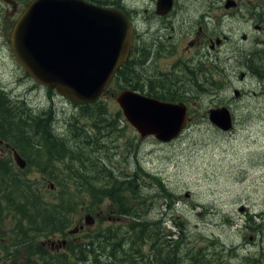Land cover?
<instances>
[{
    "label": "flooded vegetation",
    "instance_id": "af4514ba",
    "mask_svg": "<svg viewBox=\"0 0 264 264\" xmlns=\"http://www.w3.org/2000/svg\"><path fill=\"white\" fill-rule=\"evenodd\" d=\"M33 1L0 0V32L10 46L14 25ZM85 1L102 6L124 7L122 9L129 14L135 28L131 60L138 56L139 60L143 61L141 69L135 67L130 72L120 71L104 97L114 98L112 87L120 80L138 87L139 81L135 80L134 74H144L143 85L147 84L144 87L151 93L152 98L164 103L185 105L188 121L197 120L200 129L223 133L211 123L210 112L227 108L234 126L228 135H233L240 123L239 114L246 109L248 103L253 105L254 99L262 101L263 107L259 108L258 113L262 120L264 119V0H166L164 5H168L165 9L159 7L161 0H151L144 10L146 15L139 13L133 0L129 3L126 0ZM160 9L166 13H160ZM140 18L146 21L147 27L151 25V38L147 45L143 41ZM24 83V87L29 84L27 79ZM36 87L37 85L32 89ZM227 93L231 94L230 97ZM74 108L78 111L77 114H80L79 107ZM242 120L243 118L241 122ZM79 122V118L76 117V125L69 127L72 130L74 127L78 128L82 132L81 138L71 140L67 128L58 127V131L54 133L57 139L53 143L56 146L62 142L66 145L85 147L90 161L86 178L90 181H101L103 178L101 165L105 166L107 153L111 151L116 156L117 153L114 151L123 146L122 138L119 136L120 130L114 132L103 125L77 126ZM52 131L55 129L52 128ZM42 132V129L38 130L33 137V142L37 146L46 144L45 140L48 137H44ZM131 143L138 146L134 139ZM0 145L9 148L12 158L5 159V163L9 165L15 162L17 169L15 178L25 184L26 181L55 182L59 178L68 177L59 173L58 166L52 169L51 174L50 166L46 169L35 166L29 168L28 163L21 170L15 158V151L10 145L1 140ZM130 153L136 154L133 146ZM46 162L50 161L32 160L36 165ZM134 174L135 170L132 169L131 172L126 171L125 174L118 176L127 182L125 185L127 192L132 185L128 180H138ZM110 179L115 180L113 176ZM74 200L80 205L81 212L83 210L87 216L102 212L101 209L87 211L92 207L88 193L80 192L78 199ZM135 201L134 205H138ZM4 204L5 206L0 207V264H28L31 257L41 260L44 254L52 258L64 257L67 254L74 259L68 244L72 241L80 242L82 237L87 239L86 251L90 262L91 236L114 229L113 227L100 229L101 224L94 221L85 222V216L83 218L85 223L83 219L75 218L76 222L72 221L70 228L64 233L48 230L44 232L38 221L28 224L24 220L21 222L24 226H20L18 220L11 217L13 210L11 205L6 202ZM129 223L120 226L126 227ZM20 238H23L22 242Z\"/></svg>",
    "mask_w": 264,
    "mask_h": 264
},
{
    "label": "rangeland",
    "instance_id": "374dc122",
    "mask_svg": "<svg viewBox=\"0 0 264 264\" xmlns=\"http://www.w3.org/2000/svg\"><path fill=\"white\" fill-rule=\"evenodd\" d=\"M126 1L129 3L131 0ZM133 1L135 8H143L144 12L151 0ZM139 25L144 44L147 45L151 38V25L147 27L146 21L141 18ZM26 79L27 84L31 85L24 87ZM139 84H143V81ZM34 86L36 83L15 59L11 46L0 32V87L6 88L5 93L11 99L16 117L21 115L26 118H37L38 121L32 120L30 128L35 127L41 131L40 123L48 117L46 112L51 111L56 124V127H51L55 129L54 133L58 131V127H65L69 129L66 131L71 136V140L79 139L82 135L78 128L74 127L72 130L69 127L73 126L76 117L80 121L77 126H85L84 123L91 126L100 125L95 118L85 120L81 114H77L78 111L72 104L57 98L59 96L56 92L51 99L48 97L49 92L43 87L30 89ZM227 95L230 97L231 94L227 93ZM103 101L110 109L111 115L104 114L108 120L102 125L108 129L118 126L123 146H119L114 151L117 153L116 156L111 151L107 153L105 166L101 165L103 178L98 182H102L103 186V182L124 183L120 191L122 196L128 194L130 190L128 188L127 192L125 188L127 182L118 176L125 174L126 171L135 170L137 178L142 183L143 192L148 194L146 218L149 220L163 218L165 220L163 226L166 230L174 229L175 225L184 222L188 244L183 252L181 251L182 258L187 254H195L196 250L199 252L203 250L208 254L209 259L219 253V258L224 264H247L244 259L246 260L250 255L264 264V244L260 242L262 237L250 228L251 220L264 222V119L262 120L258 113L259 108L263 107L262 101L254 99L253 105L249 103L246 105V109L239 114L240 123L234 135L216 132L213 134L205 128L200 129L195 122L179 139L167 144L153 137L140 139L125 119L123 121L119 118L118 122L120 107L117 102L110 97H104ZM133 139L138 146L131 143ZM132 146L136 151L133 155L130 153ZM77 147L76 151L78 153L81 151L80 157L84 158L89 166L90 161L85 147ZM8 154H10L9 148L0 145V155L4 157ZM58 164L62 171L67 169L65 162ZM75 166L74 163L72 171L76 170ZM151 175L159 176L174 192L176 203L172 209L164 199L155 198L151 206ZM112 176L115 180L110 179ZM19 181L23 188L26 187L22 180ZM128 181L136 184L131 180ZM176 196L179 198L177 199ZM135 197H139V191ZM104 205L119 211L118 207L113 206L108 199ZM240 208L246 209L241 211ZM45 211L48 212L47 209ZM83 216V214L79 215L77 220H82ZM91 219L92 222L101 224L100 229L108 227L116 229L117 226L130 221L126 217L109 216L106 210L101 214L93 215ZM82 221L84 222V219ZM20 239L22 242L23 238ZM144 249L149 251L150 248L146 246ZM182 264H186L185 260H182Z\"/></svg>",
    "mask_w": 264,
    "mask_h": 264
},
{
    "label": "trees",
    "instance_id": "16d2710c",
    "mask_svg": "<svg viewBox=\"0 0 264 264\" xmlns=\"http://www.w3.org/2000/svg\"><path fill=\"white\" fill-rule=\"evenodd\" d=\"M134 61L138 62V57ZM131 63L133 61L125 64L123 68L129 67ZM135 67H132V69ZM125 71L128 72V70ZM143 75L134 74L135 80L141 82ZM120 82L122 80L116 83V88L129 87L127 84L119 86ZM129 88L138 90L132 86ZM5 89L0 87V140L10 145L12 150L28 163L29 168L35 166L46 169L50 166L51 174L52 169L58 166L59 173L68 175V177H62L58 181L48 183L26 181V187L23 188L21 181L15 178V172L17 171L15 162H11L9 165L5 163V159L12 158V153L10 152L4 157L0 155V207L5 206L4 202L9 203L13 208L11 217L17 219L20 226L23 225L21 222L24 220L28 224L38 221L44 232L48 230L64 233L70 228L72 221L76 222L74 219H77L79 215L83 214V218L87 216L83 210L81 212L80 205L74 200H77L79 193L82 192L88 193L91 197L92 207L86 209L87 211L94 209L106 210L109 216H123L130 220L126 227L120 226L117 229H109L101 235L91 236L90 262L87 257L88 251H86L85 240L87 239L82 237L80 242L72 241L68 244V249L70 248L74 259L77 258L75 261L67 254L58 258H52L48 254H44L41 260L31 257L28 264H182V260H185L186 264H224L219 258V253L209 259L208 254L203 250L202 252L196 250L195 254H187L182 258L181 251L183 252L188 244L184 222L175 225L174 229L166 230V227L163 226L165 222L163 218L159 220L147 219L148 209H145V207L148 204V194L143 192L144 189L139 179L138 181L132 180L136 184L129 187L130 194H122V196L120 195L124 185L122 182H103V186L102 182L88 180L86 178L88 166L85 159L80 157L81 151L80 153L76 151L78 147L62 144V142L59 143V146H56L53 143L57 138L51 128L56 125L51 111L46 112L48 117L40 123L41 129L43 128V136L48 137L45 140L46 144L40 145L42 148L35 145L33 137L39 129L30 127L32 126V120L33 122L38 121L37 118H26L21 115L16 117L13 113L12 102L9 100V95L5 93ZM139 89L143 90L142 87ZM81 108L84 112V119L94 120L95 118L100 122L108 120L104 117V114L109 112L110 109L104 106L102 102ZM33 159H46L50 162L36 165L32 163ZM60 162H65L67 168L65 171H62L59 167L58 163ZM74 163L76 170L72 171ZM151 179V206L155 198L164 199L168 202V207L172 209L176 203L174 192L167 187L159 176L151 175ZM137 191H139L138 198L135 197ZM38 192H42V194L39 195ZM105 199L111 201L113 206L121 210L114 211L115 209L112 210L110 206L104 207L103 201ZM135 200L139 201L138 205H134ZM95 214H101V212L92 215ZM92 215L89 216L92 217ZM250 228L260 234L259 236L262 237L260 242L264 244V222L251 220ZM27 230H29V227ZM146 246H149V251L144 249ZM244 261H247V264H261L258 259L251 255Z\"/></svg>",
    "mask_w": 264,
    "mask_h": 264
},
{
    "label": "water",
    "instance_id": "95a60500",
    "mask_svg": "<svg viewBox=\"0 0 264 264\" xmlns=\"http://www.w3.org/2000/svg\"><path fill=\"white\" fill-rule=\"evenodd\" d=\"M161 1L163 8L166 0ZM132 42L133 25L122 10L82 0H34L10 38L12 52L29 76L76 106L97 101L128 61ZM117 101L143 137L171 142L185 127L183 105L161 103L130 90L120 92ZM210 119L224 131L233 127L227 108L212 110ZM15 158L25 167L22 157Z\"/></svg>",
    "mask_w": 264,
    "mask_h": 264
}]
</instances>
